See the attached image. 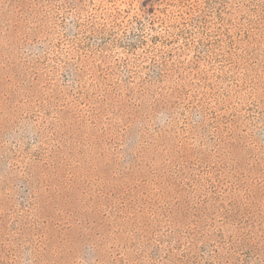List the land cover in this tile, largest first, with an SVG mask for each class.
Here are the masks:
<instances>
[{
    "label": "rangeland",
    "instance_id": "374dc122",
    "mask_svg": "<svg viewBox=\"0 0 264 264\" xmlns=\"http://www.w3.org/2000/svg\"><path fill=\"white\" fill-rule=\"evenodd\" d=\"M0 264H264V0H0Z\"/></svg>",
    "mask_w": 264,
    "mask_h": 264
}]
</instances>
